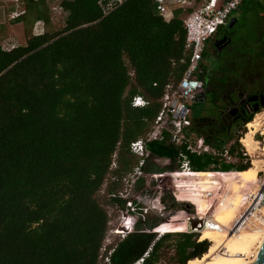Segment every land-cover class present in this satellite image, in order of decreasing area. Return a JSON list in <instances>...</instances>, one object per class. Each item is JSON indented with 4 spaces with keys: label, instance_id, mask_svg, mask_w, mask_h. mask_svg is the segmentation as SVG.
<instances>
[{
    "label": "trees",
    "instance_id": "16d2710c",
    "mask_svg": "<svg viewBox=\"0 0 264 264\" xmlns=\"http://www.w3.org/2000/svg\"><path fill=\"white\" fill-rule=\"evenodd\" d=\"M23 3V12L10 24L24 27L25 45L8 51L0 47V264H100L110 251V264H133L148 249L143 264H157L173 235L171 264L202 258L210 247L209 240H200L204 232L167 234L158 240L153 233L131 234L100 256L109 220L106 208L114 204L108 195L119 189L110 176L121 178L136 164L130 143L150 131L165 86L177 83L187 67L184 11H174L166 23L150 0H130L108 15L102 14L99 0H63V25L51 31L48 4ZM248 10L260 16L263 40L264 4L245 0L236 12L241 17ZM36 22H43L44 33L34 37ZM259 53L247 56L246 63L241 56L242 76L245 65L264 58V47ZM228 66L224 58L219 68L223 78ZM201 68L205 82L210 67L202 63ZM208 80L213 91L224 84ZM135 96L148 105L132 108ZM217 107V118L189 117L190 132L216 148L230 138L234 118ZM255 114L252 111L234 127L247 125ZM238 146L236 139L231 153ZM147 149L171 161L177 155L166 139L150 142ZM114 154L117 169L110 172ZM189 158L196 172L179 194L189 193L197 202L204 177L225 182L228 175L206 171L234 168L208 155ZM248 167L238 165L236 175L244 176ZM236 211L231 191L228 204L213 220Z\"/></svg>",
    "mask_w": 264,
    "mask_h": 264
},
{
    "label": "built area",
    "instance_id": "2783aa9c",
    "mask_svg": "<svg viewBox=\"0 0 264 264\" xmlns=\"http://www.w3.org/2000/svg\"><path fill=\"white\" fill-rule=\"evenodd\" d=\"M2 1H5V3L8 2V4L15 8V11L10 12L9 15L11 20L23 12V8H20L23 0H0V3ZM43 1L48 4L52 17L54 15H61V3L63 0ZM128 1L130 0H99L98 4L102 14L108 15L114 9ZM150 1L155 5L158 15L166 23L173 18L174 11L178 9L184 11L182 17L183 28L185 30L184 49L188 53V63L180 80L177 83L171 82L165 86L164 92L159 99V111L151 124L150 131L144 137L138 138L130 143L129 153L136 158V164L131 171L121 178L110 176L112 175L111 173L108 175L110 178L112 177L111 181L118 182L119 189L108 195L113 200L114 204L112 207L117 211L118 216L112 220V215L108 214L109 220L106 235H114L120 239H124L131 234L153 233L156 236L155 240H158L167 234H196L200 236L204 230L225 235H229L235 231H258L264 233V151H262L264 147V136L261 135V131L264 130V121L261 122L259 131L252 136V140L256 144H259L258 150L255 152V156L260 161L259 169L257 170V180L254 183H245V186L238 191L239 217L235 222L230 223L226 227H222L213 220L218 205L212 208V205L204 204L207 201L206 199L214 196L210 192V189L208 190L210 195L206 194L202 202L207 206L204 212L200 211L191 203L178 202L171 192L172 180L166 177L168 175L178 174L189 175L196 172L191 168L189 158L191 155L197 157L208 155L217 159V163L231 165L234 168L238 165H248L250 167L252 164L250 154L241 143L245 134L237 139V142H239L243 149L236 148L231 153V147L234 142H225L218 148L212 147L205 143L202 137L196 136L189 130L191 127V121L189 119L190 108L202 102L203 99L204 81L200 77V74L207 44L214 42L216 35L219 33L218 31L229 25L231 16L245 0ZM43 33V22H36L32 29V36H41ZM147 105L148 102L141 96L132 98V108H143ZM257 136L261 139L258 140ZM164 139H166L169 145L177 148V155L173 161L154 156L147 149V145L150 142L163 141ZM261 145L262 148L260 149ZM116 160L117 156L114 154L109 167L110 172L117 169ZM170 165L173 168L165 169ZM151 168H159L161 170L151 171ZM234 168L230 171L217 170L206 172H214L217 175L237 173L238 171L234 170ZM220 187L217 186L215 188L218 189ZM167 201H170L172 207H176V205L180 206V210L175 214L179 212L181 215L186 213V220L182 223L181 227L177 223L170 222L174 215L170 216L167 222L158 225L156 221L150 218L152 216L151 214L162 218ZM187 209H191V212H188ZM191 221H196V225L193 228L191 227ZM110 226L113 228L110 229ZM178 228H184L185 232L172 233V231ZM159 231L160 233H158ZM106 237L104 242H108V237ZM103 247L102 245L100 250L101 252L103 250L102 258L103 253L107 249V247ZM149 251L150 249L133 264H143ZM110 252L108 256L103 258L102 264H110Z\"/></svg>",
    "mask_w": 264,
    "mask_h": 264
},
{
    "label": "rangeland",
    "instance_id": "374dc122",
    "mask_svg": "<svg viewBox=\"0 0 264 264\" xmlns=\"http://www.w3.org/2000/svg\"><path fill=\"white\" fill-rule=\"evenodd\" d=\"M261 3L264 4V0H259ZM24 3L20 6V8H23ZM11 5L8 4V2L5 3V1H2L0 3V47L4 50H10L14 47L24 46L26 43V34L24 27L20 24L18 25H12L10 24L11 18L9 17ZM238 12V11H237ZM235 12L230 19H234L236 21L235 27L233 28V43L230 45V52L226 50H223L219 53V56L216 57V59L213 57V53L215 51L214 43L209 42L207 44V63L210 65L215 66L216 70L215 72L219 71L220 66L224 62L228 63V67L225 69V76H231V77H238V74H242V68L244 61L246 63V57H254L256 55H259L261 48L264 47V39L261 40V32L262 28L258 24V20H260V16H256L254 12L248 10L244 13L243 16H239V13L237 14ZM63 21L60 20V15H54L52 17V27L50 28L51 31L59 30L60 27L63 25ZM33 29V28H32ZM224 29H220L222 31ZM32 35V30H31ZM259 51V52H258ZM244 55L245 60L243 61V58L241 56ZM260 57V56H258ZM255 58V65L256 63L260 65V70L264 71V58ZM241 63V64H240ZM240 68V73L237 71ZM228 69V70H227ZM220 72V71H219ZM255 77L249 76L248 80H253ZM216 80V79H214ZM206 87V85H205ZM204 87V90H205ZM242 90V89H241ZM218 97L216 94L208 93L206 92L204 99L202 102H199L195 105H193L190 110V118L192 120H198L202 118H216L219 112V109L217 106H221V103L218 104L217 102ZM218 104V105H217ZM260 111V113H262ZM247 128L243 126L242 128H231L230 129V138L226 140V143H232L235 142L236 139H239L240 136L246 134ZM257 139H261L259 136H257ZM239 145L237 148L240 149L241 145L239 142H237ZM259 145V144H258ZM262 148V145L260 146ZM243 149V148H241ZM254 158L255 153H254ZM258 158V157H256ZM252 159V157L250 158ZM237 164V163H236ZM235 164V165H236ZM193 173L189 174L190 178L189 180L183 181L182 179L177 180L174 178V176L170 177L172 180V187L171 192L175 199L178 202H188L196 206L200 211L204 212L207 209V206L204 204L212 205V208L217 206L216 212L220 210L223 205H227L229 202V198L232 191L233 200L237 203V211L235 213H230L227 218H225L222 221V226L226 227L230 223L235 222L238 219L239 215V200L237 199L235 195V183L238 178H234L233 185L232 182L228 184L227 179H225V182H223L221 178H212V177H204L200 181V195L198 196L199 202L191 200V198L188 196L189 193L185 194L184 196H181L180 190L182 188H185L186 186L191 184ZM221 186L220 188L216 189L215 187ZM213 188V189H211ZM215 188V189H214ZM211 190L210 192L213 193L214 196L209 197L205 201L206 203H202L204 197L207 195H210L208 193V190ZM239 196V194H238ZM220 199V200H219ZM168 202V203H167ZM166 202V209L162 213V218L156 216L155 214H151L150 217L152 220L156 221V224L167 222L168 218L170 216H173L170 220L171 223H177L181 227L182 223L186 220L185 214H182L179 212L175 214L177 211L180 210V206L176 205V207H172L170 204V201ZM191 206V205H190ZM193 208V206H191ZM194 209V208H193ZM107 213L109 215H112L111 219L114 220L117 218L118 214L117 211L112 207L108 206L106 208ZM184 218H183V217ZM217 223V222H216ZM176 224V225H177ZM113 228L110 226V229ZM207 231V230H205ZM179 232H185L184 228H178L177 230L172 231V233H179ZM160 233V231H159ZM202 234V233H201ZM200 234V236H201ZM224 235V234H219ZM264 233H260L258 231H244V232H233L229 234L227 238H223V244L220 246V248L215 252L214 255H212L204 264H242L244 263L247 258L252 256L257 246L262 241ZM108 237V242H104L103 248L107 247L108 245L116 243L120 238L116 237L114 235H106ZM168 242H166L162 249L161 259L157 264H171L169 262V259L173 255V248L175 244V235H173ZM106 237V238H107ZM111 243V244H109ZM210 246V242H209ZM103 252V250H102ZM102 252L100 251V256H102ZM103 263V262H102ZM100 262V264H102ZM173 264V263H172Z\"/></svg>",
    "mask_w": 264,
    "mask_h": 264
},
{
    "label": "bare ground",
    "instance_id": "6f19581e",
    "mask_svg": "<svg viewBox=\"0 0 264 264\" xmlns=\"http://www.w3.org/2000/svg\"><path fill=\"white\" fill-rule=\"evenodd\" d=\"M264 120V111L262 113H258L254 116L253 120L246 125L247 132L245 137L242 138L241 143L246 148L247 152L252 157V164L250 168L245 172L244 176H237L236 173H228L226 179L228 184L232 182L234 183V178H238V183L235 185V195L238 199V191L245 186V183H254L257 180V170L259 169V158H254V153L258 150V144L252 140V136L259 131V127L261 126V122ZM261 135L264 136V130L261 131ZM261 149V148H260ZM264 151V147L263 150ZM177 180L182 179L183 181L189 180V175L178 174L174 177ZM217 224L222 226V221H218ZM223 227V226H222ZM204 233L200 237V240L207 239L210 242V247L208 252L202 256L200 259H194L187 262V264H204L215 252L220 248L223 244V238H227L229 235H219V233L211 232L209 230L203 231ZM264 243V235L262 237V241L255 249L252 256L247 258V260L242 264H251L257 257L258 252L260 251L262 245ZM229 264V263H226Z\"/></svg>",
    "mask_w": 264,
    "mask_h": 264
},
{
    "label": "crops",
    "instance_id": "0c3cea01",
    "mask_svg": "<svg viewBox=\"0 0 264 264\" xmlns=\"http://www.w3.org/2000/svg\"><path fill=\"white\" fill-rule=\"evenodd\" d=\"M211 43H214V42H211ZM226 49H227V47H225V45H223V47L215 48V51L213 53L214 54L213 57L216 59V57H218L219 53L221 51H223V50H226ZM207 57L208 56H207V50H206L205 55L203 56V62L202 63L206 67L208 66L210 68H209V70L207 72L208 76L206 78V81L204 82L206 87H205V90H204L203 99H204V96H205L206 92L216 94L217 97H218V100H217L218 104L221 103L220 107H222V109H224L225 111H228V110L236 108L237 102L240 99L239 98L240 95H242V94L244 96L253 95L255 93V91H257L262 86H264V83H259L258 84V82H257V80L255 78L253 80L245 82V80H246L245 75H243V76L242 75H237L238 77H236V78L231 77V76H225L223 78L219 74V71L215 72V70H216L215 66L210 65L209 63H207V60H206ZM258 59H259V57H258ZM263 74H264V71H263ZM209 77H212L213 79H216L218 82H223L224 83L223 86H220V87H218V85H217V87L220 90L216 89V91H213L212 87L208 83L209 82V80H208ZM222 93H224V94H222ZM203 99H202V101H203ZM231 101H233L235 104H231ZM262 110L263 109H260L259 111H262ZM258 113H260V112H258ZM258 113H256V114H258ZM234 119L235 118H233V120Z\"/></svg>",
    "mask_w": 264,
    "mask_h": 264
},
{
    "label": "flooded vegetation",
    "instance_id": "af4514ba",
    "mask_svg": "<svg viewBox=\"0 0 264 264\" xmlns=\"http://www.w3.org/2000/svg\"><path fill=\"white\" fill-rule=\"evenodd\" d=\"M233 26L229 27L227 26L226 28H224V30L220 31L216 37L215 40H222V39H226L229 42H225L224 44H220L218 47H223V45H225V47H227V51L230 52V45H232L233 41ZM243 70V69H242ZM245 70L244 71V75L246 77V79L249 78V76L255 77V79L257 80L258 84L259 83H264V78H263V71L260 70V65L254 62H252L249 65H245ZM243 72V71H242ZM250 81V80H249ZM248 97H257V100L255 102H252L250 104L247 103V98ZM240 99L237 102V106L234 109L229 110L230 114L232 116H234V120L231 121L229 123L230 128H233L235 125L239 124L241 122V120L245 117H247L249 115V112H252V109L255 108L256 106H260L261 102H264V86H262L260 89H258L257 91H255V93L253 95H247L244 96L243 94L240 95L239 97Z\"/></svg>",
    "mask_w": 264,
    "mask_h": 264
},
{
    "label": "water",
    "instance_id": "95a60500",
    "mask_svg": "<svg viewBox=\"0 0 264 264\" xmlns=\"http://www.w3.org/2000/svg\"><path fill=\"white\" fill-rule=\"evenodd\" d=\"M235 20L231 19L230 23H229V27H232L234 25ZM225 42H229L226 39H222V40H216L214 42V48H217L220 44H224ZM257 100V97H248L247 98V103L250 104L252 102H255ZM264 108V102L262 101L260 106H256L255 108L252 109V111L254 113H258L260 109ZM250 114V112H249ZM196 225V221H191V227L193 228ZM251 264H264V243L260 249V251L257 254L256 259L254 260L253 263Z\"/></svg>",
    "mask_w": 264,
    "mask_h": 264
}]
</instances>
